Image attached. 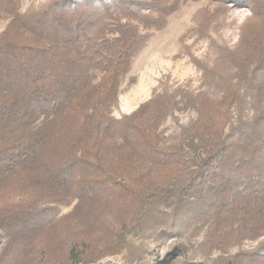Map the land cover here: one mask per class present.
<instances>
[{
	"label": "trees",
	"instance_id": "1",
	"mask_svg": "<svg viewBox=\"0 0 264 264\" xmlns=\"http://www.w3.org/2000/svg\"><path fill=\"white\" fill-rule=\"evenodd\" d=\"M188 1L0 0V264H91L167 215L205 227L207 258L177 244L149 264H264V240L226 253L264 237V0H208L252 16L223 77L196 64L205 89L160 86L113 115L135 58Z\"/></svg>",
	"mask_w": 264,
	"mask_h": 264
},
{
	"label": "rangeland",
	"instance_id": "2",
	"mask_svg": "<svg viewBox=\"0 0 264 264\" xmlns=\"http://www.w3.org/2000/svg\"><path fill=\"white\" fill-rule=\"evenodd\" d=\"M42 1L21 0V7H36ZM249 17L252 16L247 8H234L208 0L188 1L181 6L169 16L164 28L154 31L148 45L135 58L131 71L121 86L119 104L114 108L113 115L118 118L135 110L150 98L157 87L161 89L162 86H183L194 92L205 89L201 86L202 72L196 64L208 66L209 74L215 77H223L225 69L220 68V54L224 48L231 49L236 44L240 26ZM7 22L8 19L0 15V32ZM247 113L251 111L245 112ZM194 117L193 111L176 113L175 117H169L163 125L166 135H177L181 126L187 125ZM72 207L73 204L62 208L60 215L70 212ZM179 224L176 220L172 222L168 215L164 216L141 235L130 237V250L125 249L120 254L91 264H149L155 261L157 255H163L169 246L177 244H184L189 251L195 252L193 254L196 259L207 258L205 247H199L205 237V227L198 229V226L188 222L180 224L181 226ZM163 229H172L173 233L161 235ZM263 240L264 237L244 240L229 248L226 253L250 250ZM2 246L0 243V257ZM216 255L218 252L214 250L212 256Z\"/></svg>",
	"mask_w": 264,
	"mask_h": 264
}]
</instances>
